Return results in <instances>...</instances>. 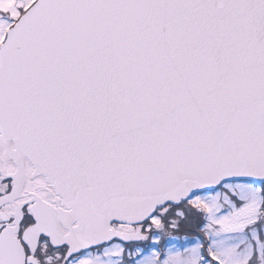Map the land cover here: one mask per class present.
I'll return each instance as SVG.
<instances>
[{
  "label": "snow or ice",
  "instance_id": "6c2138e0",
  "mask_svg": "<svg viewBox=\"0 0 264 264\" xmlns=\"http://www.w3.org/2000/svg\"><path fill=\"white\" fill-rule=\"evenodd\" d=\"M0 264H264V0H0Z\"/></svg>",
  "mask_w": 264,
  "mask_h": 264
}]
</instances>
